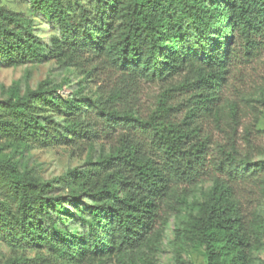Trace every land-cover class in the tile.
I'll return each instance as SVG.
<instances>
[{
    "label": "trees",
    "instance_id": "obj_1",
    "mask_svg": "<svg viewBox=\"0 0 264 264\" xmlns=\"http://www.w3.org/2000/svg\"><path fill=\"white\" fill-rule=\"evenodd\" d=\"M28 1L58 25L61 36L46 46L22 15L0 0L4 65L45 59L75 65L87 53L97 61L88 75L104 70L113 82L107 96L94 101L65 100L56 94L61 86L47 82L21 96L17 87L10 88L0 102V141L27 148L50 139L48 130L56 124L46 116L49 111L62 117L65 125L57 126L71 141L96 138L97 131L83 118L90 110L103 119L105 136L117 126L123 132L108 155L52 182H38L0 158L2 239L15 250L33 245L50 251L28 259L12 250L5 264H107L111 259L155 264L169 220L188 208L206 177L212 184L179 235L200 250L204 264H252L263 248L264 216L245 213L239 191L255 187L264 195V159L252 161L256 149L248 132L247 149L240 151L237 112L231 108L224 114L218 101L232 33L238 32L247 47L254 45L253 36L264 34V0H93L91 10L74 0L77 14L71 13L70 0ZM188 37L198 44L199 56L190 54ZM142 81L163 85L145 115L132 108ZM207 120L227 129L224 144L204 130ZM59 182L76 187L74 200L93 199L86 236L56 234L62 222L53 212L61 202L49 193L51 183Z\"/></svg>",
    "mask_w": 264,
    "mask_h": 264
},
{
    "label": "rangeland",
    "instance_id": "obj_2",
    "mask_svg": "<svg viewBox=\"0 0 264 264\" xmlns=\"http://www.w3.org/2000/svg\"><path fill=\"white\" fill-rule=\"evenodd\" d=\"M83 2L90 10L93 9V0H83ZM1 4L11 12L22 15L34 34L46 46L50 45L52 37L60 38L58 25L35 12L28 0H1ZM70 8L71 13H78L74 0H70ZM231 37L227 44L226 73L221 83L218 105L224 114L229 113L231 108L237 112L236 141L240 151L244 153L247 149L245 138L248 137L246 136L248 132L249 139L256 149L252 161L262 160L264 159V34L253 36L255 43L252 47H247L238 32L232 33ZM187 40L190 54L199 56L201 51L195 39L188 37ZM81 57L75 65L45 59L9 67L0 60V102L7 99V91L10 88L17 87L21 96L27 90L37 89L42 82H47L49 86H61L56 94L65 100L94 101L100 99L101 95L102 98L106 97V91L113 79L107 78L106 71L100 69L88 75L89 70L97 68V61L87 53H83ZM162 86L159 81H142L138 86L137 100L132 105L134 112L142 115L148 113ZM46 116L56 124V127L51 126L48 130L51 134L50 139L35 142L27 148L4 146V141H0V158L8 159L19 173L28 172L41 183L52 182L69 170H82L87 162H96L102 156L108 155L117 135L123 132L121 127L117 126L110 131L109 137L105 136L107 126L104 125L103 119L99 117L98 111L90 110L88 113H83V118L87 119L91 127L97 131L96 138L88 139L83 136L80 141H71L57 126V124L65 125L62 117L52 111L46 113ZM42 123L46 124L45 121ZM203 126L215 143L226 142L223 130L227 129L224 125L217 128L211 120H207ZM142 137L144 142H148L147 135ZM212 156L213 153L208 159ZM211 184L212 181L206 177L195 187L188 200V208L169 220L162 240V250L156 255L155 264H204L200 250L185 241L179 232L186 223L189 213H195L196 204L202 200L201 193L207 191ZM51 186L53 189L49 196L58 198L61 202L57 212H53L54 215L59 213L62 222L56 225V234L61 232L67 239L86 236L93 199L83 195L78 201L74 200L72 192L76 187L64 182L51 183ZM239 195L245 213L257 211L264 216V195H261L255 187L240 190ZM49 208L52 210L57 207ZM41 226L44 228L45 223L41 222ZM178 236L180 243L176 240ZM49 238L54 237L50 235ZM16 248V250L12 249L2 239L0 233V264H5L13 256L12 250L28 259H33L37 255L47 256L50 253L48 248H37L33 245ZM177 248L181 250L179 255L176 254ZM107 264L116 263L111 259ZM252 264H264V239L263 248L254 253Z\"/></svg>",
    "mask_w": 264,
    "mask_h": 264
}]
</instances>
